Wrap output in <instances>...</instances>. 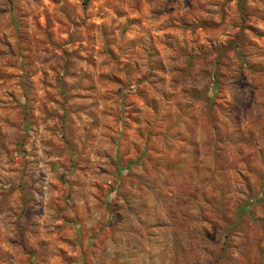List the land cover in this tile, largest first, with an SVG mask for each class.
I'll use <instances>...</instances> for the list:
<instances>
[{"label":"clouds","instance_id":"clouds-1","mask_svg":"<svg viewBox=\"0 0 264 264\" xmlns=\"http://www.w3.org/2000/svg\"><path fill=\"white\" fill-rule=\"evenodd\" d=\"M0 264H264V0H0Z\"/></svg>","mask_w":264,"mask_h":264},{"label":"rangeland","instance_id":"rangeland-1","mask_svg":"<svg viewBox=\"0 0 264 264\" xmlns=\"http://www.w3.org/2000/svg\"><path fill=\"white\" fill-rule=\"evenodd\" d=\"M88 3H89V0H81V6L82 7H87ZM61 38L63 39V37H61Z\"/></svg>","mask_w":264,"mask_h":264}]
</instances>
